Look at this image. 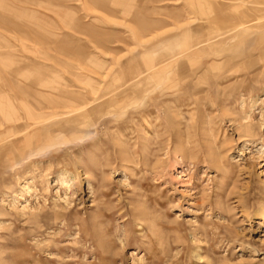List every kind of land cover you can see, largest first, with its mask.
Here are the masks:
<instances>
[{
    "label": "rangeland",
    "instance_id": "374dc122",
    "mask_svg": "<svg viewBox=\"0 0 264 264\" xmlns=\"http://www.w3.org/2000/svg\"><path fill=\"white\" fill-rule=\"evenodd\" d=\"M251 11L264 0H0V264H264Z\"/></svg>",
    "mask_w": 264,
    "mask_h": 264
},
{
    "label": "bare ground",
    "instance_id": "6f19581e",
    "mask_svg": "<svg viewBox=\"0 0 264 264\" xmlns=\"http://www.w3.org/2000/svg\"><path fill=\"white\" fill-rule=\"evenodd\" d=\"M210 11V10H209ZM204 13V12H203ZM213 13V12H212ZM234 13V12H233ZM243 12H241V13H239L237 16H235L236 15V13H235V15L234 16H232V14H231V12L230 13H224V12H219V10L217 11V12H215L214 13V15H215V18H214V20L215 21H219V20H221L222 22H224V21H226L228 18H232L233 20H235V19H241V17H242V14ZM251 14H253V16H251V17H249L248 19H246V20H244L243 22H247V24L248 23H250V22H252V23H250V24H248L247 26H246V29H244V30H242V33L244 32L245 34L246 33H250V30L251 29H256V28H260V27H262V26H264V20H263V17H264V11H258V12H255V14H257V15H254V11H251L250 12ZM231 19V20H232ZM187 20V19H186ZM210 20V19H209ZM229 20V19H228ZM205 22H206V20H205ZM225 24V25H224ZM223 24V26H222V23H220L219 22V26H217L218 27V29H219V27L221 28V26H222V28H224L225 26H227V28H228V26L229 25H226L227 23L225 22ZM230 24V23H229ZM207 26H210V22H209V24H206ZM205 25V26H206ZM237 25V24H236ZM204 26V27H205ZM231 27H233L232 25H230ZM242 27V26H241ZM245 27V26H244ZM233 28H235V27H233ZM211 29V28H210ZM241 31V30H240ZM189 32H191L190 34H189ZM261 33V36H263V33H264V31L262 32V31H260ZM241 33V32H240ZM240 34V35H244V34ZM188 34L189 35H191V37H193V34H192V30L190 29V30H188ZM228 34V33H227ZM230 34V33H229ZM224 36H226V34H224ZM230 36V35H229ZM261 36H260V38H261ZM227 38H230V37H228L227 36ZM219 42H220V44H222V43H224V41L220 38V40H218ZM261 42V41H260ZM235 43V42H234ZM228 44H229V39H228ZM231 44H233V43H231ZM236 44V43H235ZM170 46V45H169ZM181 45H179V43L178 42H176V40L174 39V41L171 43V52H172V54H171V56L170 57H172V60H173V65L171 66L172 68H173V70H176V69H178V65H179V57H180V53H182L181 51V47H180ZM187 48H189V47H187ZM167 54V53H166ZM168 55V54H167ZM238 56V55H237ZM185 58L184 59H186V57L187 56H184ZM234 57H236L235 55H234ZM181 58V57H180ZM170 59V58H169ZM179 59V60H178ZM182 59V58H181ZM188 59V58H187ZM229 60H231V59H229ZM169 61V60H168ZM167 61V62H168ZM220 64V63H219ZM190 66V65H189ZM220 66V65H219ZM214 69V68H213ZM150 75V74H149ZM173 77H175V76H173ZM151 78H153V80H154V83H156V84H158V83H163V82H165V81H168V82H166V83H164V85H167V86H171L172 88L173 87H179V84H177V83H175V81H174V78H172L171 76H169V75H159V74H155V75H152V77ZM146 79H150V77H148L147 78V75H145V74H134V75H124L123 77H122V80H123V82L124 83H126V84H130V81H132L133 82V80H137V81H140L139 82V84L137 85L139 88L140 87H143V88H145V89H147V88H149L148 86H146L145 84H144V82H145V80ZM187 81V79L186 80H184V81H182L181 82V84H180V86L181 85H183L184 83H187L186 82ZM180 83V82H179ZM125 84V85H126ZM154 85V84H153ZM153 85H151V86H153ZM163 86V85H162ZM165 88V87H164ZM177 89V88H176ZM175 91V90H174ZM179 91V90H178ZM20 95V94H19ZM177 108H178V106H174V109L172 110L173 112H179L178 110H177ZM29 113V112H28ZM175 123V122H174ZM53 133H54V136H53ZM62 133H61V131H53L52 133H51V135H49L48 137H46L45 138V140L44 141H42L43 143H41V145H43L45 142H46V146H48V147H51V148H53V147H55L57 144H60V143H62L61 141H60V139H61V135ZM88 133L87 132H83V133H78L77 135H74L72 138H69V139H67V140H74V139H77V138H81V137H84V136H86ZM30 138V137H29ZM46 148V147H45ZM43 148H41V150H42ZM60 181L63 183L64 181H63V179H60Z\"/></svg>",
    "mask_w": 264,
    "mask_h": 264
},
{
    "label": "crops",
    "instance_id": "0c3cea01",
    "mask_svg": "<svg viewBox=\"0 0 264 264\" xmlns=\"http://www.w3.org/2000/svg\"><path fill=\"white\" fill-rule=\"evenodd\" d=\"M256 2V1H255ZM171 14H173L174 16H176L177 14H179V11L178 10H175V9H173L172 10V13ZM172 37L174 36L173 34L171 35ZM157 47V44H155L154 45V47ZM153 52H154V49H153ZM165 54V58H166V53H164V52H162V53H160L159 55L161 56V55H164ZM167 59V58H166ZM147 66H149V65H147ZM146 66V67H147ZM103 79H105V76L103 77ZM37 93V92H36ZM36 93H34V94H36ZM40 95V93H38V96Z\"/></svg>",
    "mask_w": 264,
    "mask_h": 264
}]
</instances>
